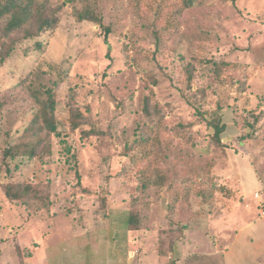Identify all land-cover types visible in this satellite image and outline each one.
Segmentation results:
<instances>
[{
    "label": "rangeland",
    "instance_id": "obj_1",
    "mask_svg": "<svg viewBox=\"0 0 264 264\" xmlns=\"http://www.w3.org/2000/svg\"><path fill=\"white\" fill-rule=\"evenodd\" d=\"M63 1L48 3L55 28L0 62V264H47V252L53 264H121L127 248L142 252V229L151 264H170L186 237L187 252L213 247L220 259L234 216L257 208L253 167L264 176V0ZM86 9L111 28L107 40L80 18ZM60 69L59 134L47 152L11 161L19 168L7 175L3 150L36 111L24 85L36 70ZM216 111L227 124L221 142L209 124ZM250 112L262 118L252 136L240 117ZM92 127L103 133L85 135ZM9 181L42 188L48 207L8 199ZM133 205L140 229L124 233ZM35 241L43 248L28 259Z\"/></svg>",
    "mask_w": 264,
    "mask_h": 264
},
{
    "label": "trees",
    "instance_id": "obj_2",
    "mask_svg": "<svg viewBox=\"0 0 264 264\" xmlns=\"http://www.w3.org/2000/svg\"><path fill=\"white\" fill-rule=\"evenodd\" d=\"M75 0H70L73 2ZM194 0H190L189 5L193 4ZM49 0L42 2L37 0H0V62H4L15 50L17 44L24 39L39 36L46 30L53 29L59 22V16L54 11H49ZM67 5L66 1H63ZM81 19L96 21L105 30V38L111 32L109 26H105L102 18L96 15L92 10H84L80 13ZM18 32H22V36H16ZM64 69H60L58 77H51L49 72L36 70L32 73L24 85L26 91L36 105V111L33 117L28 122L24 135L15 143H8L3 150L2 164L5 166L7 175L12 173V170L19 168V164L15 167L10 165V162L17 158H34L38 154L47 152V144L51 135L58 133V121L56 118V90L62 83ZM150 98L147 96L145 108L149 110ZM249 115V116H248ZM80 112H73V128L79 124L76 118L80 117ZM223 113L216 111L211 120L210 126L213 128V137L217 142L223 140V133L227 128V124L223 120ZM243 119L244 128H248L249 135L253 129L260 130L261 113L250 112L240 116ZM103 132L92 127L84 131V134L97 135ZM71 151V148H68ZM78 172V168L76 169ZM149 186L148 182H143L142 186L145 189ZM6 197L12 201H21L27 207H33L36 211L39 208L48 207L47 201H43L41 189L37 185L28 182L9 181L3 185ZM101 208H106V199H100ZM108 210V209H107ZM72 212V211H71ZM70 210L68 213H71ZM96 213L106 212V210L95 211ZM106 215L105 213H103ZM124 228L129 230L140 229L141 219L134 212V205L125 213L123 219ZM170 261V264H173Z\"/></svg>",
    "mask_w": 264,
    "mask_h": 264
},
{
    "label": "crops",
    "instance_id": "obj_3",
    "mask_svg": "<svg viewBox=\"0 0 264 264\" xmlns=\"http://www.w3.org/2000/svg\"><path fill=\"white\" fill-rule=\"evenodd\" d=\"M253 171L255 182L258 186V190L254 192V198L258 200L257 208L253 207L251 204H247L248 207L244 208L240 212V215L234 216L235 218L233 221L236 224L238 223L237 228L229 234L224 242H222L223 247L219 257L220 259L217 258V250L213 247L211 252H187L193 245L190 244L189 239H186L189 237H186L177 242L174 247L170 248L168 256L170 258L169 262L173 261V264H264V176L259 175L255 167H253ZM256 193H258V196H256ZM241 194L243 195L242 187ZM138 230L139 229H126V231L123 232L135 233ZM141 232L144 237L142 241V252L135 254L131 249L127 248L126 251L129 253H125L123 263L121 264H151V257L147 253L148 244L145 239V234L147 232L143 229ZM132 235L134 236V234ZM117 236L118 235H113L111 238L115 239ZM62 240L65 241L64 237H62ZM113 244L118 246L116 239ZM42 248L43 245H39V243L36 242L34 249L29 247L24 249V255H26L28 259H32L37 255L38 249L41 250ZM47 253L45 257L39 259L43 260L45 258L47 264H53L51 263V256ZM81 259L86 260L87 258ZM107 259L110 258L107 257ZM91 260L96 261L93 264H97L98 262L94 257H92ZM29 262H31V260H29Z\"/></svg>",
    "mask_w": 264,
    "mask_h": 264
},
{
    "label": "built area",
    "instance_id": "obj_4",
    "mask_svg": "<svg viewBox=\"0 0 264 264\" xmlns=\"http://www.w3.org/2000/svg\"><path fill=\"white\" fill-rule=\"evenodd\" d=\"M256 196H258V193H256ZM263 213H264V211H263Z\"/></svg>",
    "mask_w": 264,
    "mask_h": 264
}]
</instances>
